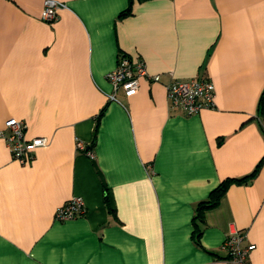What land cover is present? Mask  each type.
Here are the masks:
<instances>
[{
    "label": "crops",
    "instance_id": "0c3cea01",
    "mask_svg": "<svg viewBox=\"0 0 264 264\" xmlns=\"http://www.w3.org/2000/svg\"><path fill=\"white\" fill-rule=\"evenodd\" d=\"M56 1L49 24L43 0H0V130L48 139L20 164L0 137V264H227L234 231L264 264V0ZM120 56L160 81L113 92ZM172 78L209 79L214 108L171 110ZM244 177L196 245L197 204ZM75 196L84 215L56 221Z\"/></svg>",
    "mask_w": 264,
    "mask_h": 264
},
{
    "label": "built area",
    "instance_id": "2783aa9c",
    "mask_svg": "<svg viewBox=\"0 0 264 264\" xmlns=\"http://www.w3.org/2000/svg\"><path fill=\"white\" fill-rule=\"evenodd\" d=\"M64 5L56 0H43L41 19L52 23L57 19V12ZM106 79L112 85L113 92L121 91L124 97L134 96L139 88V78L146 77L151 82H159V75H149L145 65L141 61L132 62L126 56H120L113 70L106 74ZM166 97L171 110H180L187 116L198 114L204 109L214 108V86L207 78H194L186 81L173 79L166 85ZM114 100V93L110 95ZM25 123L22 120L9 118L4 122L0 130V137L5 141L11 156L20 164L32 160L34 151L45 148L48 139L36 137L27 139L25 137ZM76 149L90 159L94 154L81 140H76ZM85 206L83 199L79 196L72 197L55 212V220L65 222L83 216ZM255 248L252 244H246L244 231L230 233L221 245L224 259L227 264H250L249 253Z\"/></svg>",
    "mask_w": 264,
    "mask_h": 264
},
{
    "label": "trees",
    "instance_id": "16d2710c",
    "mask_svg": "<svg viewBox=\"0 0 264 264\" xmlns=\"http://www.w3.org/2000/svg\"><path fill=\"white\" fill-rule=\"evenodd\" d=\"M247 177H244L242 179L228 178L221 181L219 185L209 193L208 197L205 200L197 204L195 208V214L193 217V227H194L193 239L196 245L199 246V237L202 232V221H203L204 212L207 210L214 209L220 204L223 196L225 195L230 185L240 184Z\"/></svg>",
    "mask_w": 264,
    "mask_h": 264
}]
</instances>
